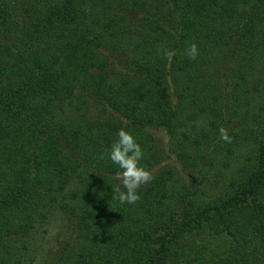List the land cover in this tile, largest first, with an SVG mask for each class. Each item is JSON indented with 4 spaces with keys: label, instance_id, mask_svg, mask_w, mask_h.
<instances>
[{
    "label": "trees",
    "instance_id": "obj_1",
    "mask_svg": "<svg viewBox=\"0 0 264 264\" xmlns=\"http://www.w3.org/2000/svg\"><path fill=\"white\" fill-rule=\"evenodd\" d=\"M121 127L154 177L134 205ZM56 221L48 264H264V0H0V264ZM201 231L228 242L186 252Z\"/></svg>",
    "mask_w": 264,
    "mask_h": 264
},
{
    "label": "clouds",
    "instance_id": "obj_2",
    "mask_svg": "<svg viewBox=\"0 0 264 264\" xmlns=\"http://www.w3.org/2000/svg\"><path fill=\"white\" fill-rule=\"evenodd\" d=\"M174 50H167L165 56L169 63L175 56ZM199 54L198 47L192 43L186 50V55L195 59ZM220 137L223 141L231 143L232 137L228 130L224 127L219 129ZM111 161L116 164L120 171L115 175V179L119 181V185L112 186L114 198L118 199L120 204H136L140 199L138 189L153 180L151 170L141 165L143 159V149L137 142L134 135L124 127L118 130V137L111 145L110 153ZM103 158V154L101 156ZM121 186L124 190H121Z\"/></svg>",
    "mask_w": 264,
    "mask_h": 264
},
{
    "label": "rangeland",
    "instance_id": "obj_3",
    "mask_svg": "<svg viewBox=\"0 0 264 264\" xmlns=\"http://www.w3.org/2000/svg\"><path fill=\"white\" fill-rule=\"evenodd\" d=\"M159 139L161 138L159 135L157 136ZM172 159V158H171ZM165 162V161H164ZM169 163V162H165ZM172 164L173 163H169ZM177 166V165H176ZM178 167L176 170L178 171ZM179 172V171H178ZM180 173V172H179ZM63 224L61 222L56 221V223L51 224L45 233H43L42 237L37 241L33 246H39L40 249L39 254L36 255L35 261L33 264H44L46 258L49 257L55 250L60 241L61 230H63ZM207 231L194 232L189 236H185L184 246L186 243L190 244L186 252L191 253L192 247H199L203 249V252L207 255H215L222 251L224 246L227 244V240L223 237L208 234ZM228 239V238H227ZM34 250H30L31 254H33ZM43 259V261H41ZM48 264V263H45Z\"/></svg>",
    "mask_w": 264,
    "mask_h": 264
}]
</instances>
